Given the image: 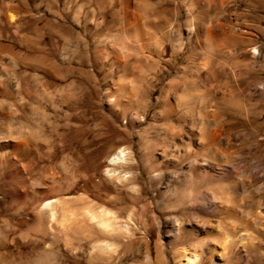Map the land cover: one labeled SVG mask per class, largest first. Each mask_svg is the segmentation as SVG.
Here are the masks:
<instances>
[{
    "label": "rangeland",
    "instance_id": "rangeland-1",
    "mask_svg": "<svg viewBox=\"0 0 264 264\" xmlns=\"http://www.w3.org/2000/svg\"><path fill=\"white\" fill-rule=\"evenodd\" d=\"M212 1L0 0V264H264V0Z\"/></svg>",
    "mask_w": 264,
    "mask_h": 264
},
{
    "label": "bare ground",
    "instance_id": "bare-ground-1",
    "mask_svg": "<svg viewBox=\"0 0 264 264\" xmlns=\"http://www.w3.org/2000/svg\"><path fill=\"white\" fill-rule=\"evenodd\" d=\"M190 2V5H189V7H187V9L189 10V12H191V11H193L194 9H198L199 11H200V13L201 12H203L204 10H206V11H208L209 9H210V6L212 5V0H189ZM187 10V11H188ZM194 20V19H193ZM188 21H186V23H187ZM192 24V22L191 21H189L188 22V25H191ZM196 83V82H195ZM215 114V113H214ZM220 131V130H219ZM219 131H218V129L216 128V126L214 127V133H209L208 134V137L209 138H214V144H215V146L216 147H218L219 145L221 146L222 145V140H221V137H220V134H219ZM178 134V133H177ZM198 135L200 136V137H202V135L200 134V133H198ZM214 146V152H216V151H220V149H217L216 147ZM222 150V149H221ZM167 151V150H166ZM219 153V152H218ZM217 153V154H218ZM119 154H121V151L119 152ZM119 154L117 153L116 155H114L112 158H111V160H110V162L112 163V164H118V161H119ZM216 154V155H217ZM215 155V154H214ZM217 159V158H216ZM220 162V161H219ZM216 164V163H215ZM222 170V169H221ZM224 171V170H223ZM224 172H226V171H224ZM218 173V172H217ZM225 176H226V174H225ZM215 177H220L219 175H217V176H215V174H214V178ZM224 190V189H223ZM222 191V190H221ZM224 195H222L223 197V204H221L220 206H214V203H211V202H208L207 201V199L205 198V199H203V204H199V203H196L197 201H195V198L192 200V203L189 205V209L190 210H193L194 212L196 211L197 213L198 212H201V213H208L209 215H213L214 216V213L215 214H217V215H222V217L223 216H235V217H237L238 215H237V213H235L234 212V210L231 208V206L229 205V204H231V201H230V197H228V193H223ZM207 202V203H206ZM45 206H50V203H47L46 202V204H45ZM201 213H199V214H201ZM242 215V214H241ZM241 215H239V216H241ZM51 216L53 217L54 216V212H52L51 213ZM238 216V217H239ZM94 215H90V218H91V220L92 219H94ZM103 218V217H102ZM96 219V218H95ZM101 219V218H100ZM107 219H108V217H107ZM97 225L99 226V227H101L102 228V230H103V232H107V233H109L110 231H111V225H110V222H109V220H106V218H105V220L103 219V220H99L98 222H97ZM195 243V242H194ZM205 246V245H204ZM204 246L202 245V246H200V247H203L204 248ZM195 247H196V245H195ZM206 247V246H205ZM210 249V248H209ZM208 249V250H209ZM206 250V249H205ZM210 253H212V250L210 249V251H209ZM208 253V252H207ZM209 256V255H208ZM210 257V256H209ZM198 260H199V258H198V256L197 255H195V256H193L192 258H187V263L186 264H195V263H197L198 262Z\"/></svg>",
    "mask_w": 264,
    "mask_h": 264
},
{
    "label": "crops",
    "instance_id": "crops-1",
    "mask_svg": "<svg viewBox=\"0 0 264 264\" xmlns=\"http://www.w3.org/2000/svg\"><path fill=\"white\" fill-rule=\"evenodd\" d=\"M88 1L90 3L91 0H88ZM94 2L95 3L93 5V8L90 9V11H89V14L91 12L92 16H94L98 12H102V11L107 9V7L103 6L102 0H94Z\"/></svg>",
    "mask_w": 264,
    "mask_h": 264
}]
</instances>
